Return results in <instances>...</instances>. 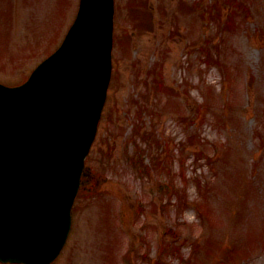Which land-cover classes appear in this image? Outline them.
I'll use <instances>...</instances> for the list:
<instances>
[{
    "label": "rangeland",
    "instance_id": "374dc122",
    "mask_svg": "<svg viewBox=\"0 0 264 264\" xmlns=\"http://www.w3.org/2000/svg\"><path fill=\"white\" fill-rule=\"evenodd\" d=\"M116 2L86 160L100 186L53 264H264V0ZM79 4L0 0V81L22 82Z\"/></svg>",
    "mask_w": 264,
    "mask_h": 264
},
{
    "label": "water",
    "instance_id": "95a60500",
    "mask_svg": "<svg viewBox=\"0 0 264 264\" xmlns=\"http://www.w3.org/2000/svg\"><path fill=\"white\" fill-rule=\"evenodd\" d=\"M87 12L82 1L78 21L60 49L24 87L0 86V260L49 263L60 253L71 227V208L77 195L84 160L94 140L109 81L112 46L111 0ZM100 13L103 20L101 22ZM88 24L81 38L92 45L71 49L78 24ZM90 44V41L86 40ZM69 50V51H68ZM79 54L78 60L64 62ZM54 160L44 192L41 174L29 184L11 182L28 166L15 167L31 146ZM10 186H12L10 188Z\"/></svg>",
    "mask_w": 264,
    "mask_h": 264
}]
</instances>
